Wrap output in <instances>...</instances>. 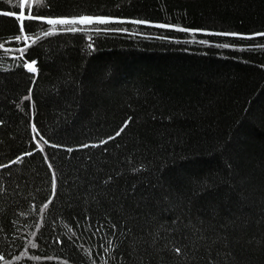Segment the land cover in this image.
Segmentation results:
<instances>
[{"label": "trees", "instance_id": "16d2710c", "mask_svg": "<svg viewBox=\"0 0 264 264\" xmlns=\"http://www.w3.org/2000/svg\"><path fill=\"white\" fill-rule=\"evenodd\" d=\"M18 3L0 0V264H264V0ZM79 16L112 22H46Z\"/></svg>", "mask_w": 264, "mask_h": 264}, {"label": "snow or ice", "instance_id": "6c2138e0", "mask_svg": "<svg viewBox=\"0 0 264 264\" xmlns=\"http://www.w3.org/2000/svg\"><path fill=\"white\" fill-rule=\"evenodd\" d=\"M9 2H11V0H9ZM38 2H43V0H38ZM28 3V0H19V3H18V7L21 8V9H24L26 4ZM3 15L5 16H11V15H14V13L12 12H3L2 13ZM40 17H37L35 14L33 15H29L28 16V19L29 20H33V19H38ZM17 19L20 20V23H21V28H20V31L23 32L25 31V28H24V24H23V20H24V13L21 12L18 16H17ZM48 24H51V25H68L70 27L67 28V31L69 32H76L78 29L77 27H75L76 25H81V24H84V25H88V24H108V23H111L112 21H110L108 18H105V17H100V16H79V17H73L71 19H68V18H60V19H48L46 21ZM134 23H139V24H144V23H147V21H134ZM158 27H161V28H164V27H169V25L167 24H160V25H157ZM178 31H196V30H190V29H185V28H177ZM51 33L50 32H45L44 35L47 36V35H50ZM207 35H217V36H233V37H240L242 39H250L252 37L250 36H244L242 34H239V33H235V32H215V33H212V32H209V33H205ZM254 35H261V36H264V33H256ZM15 39L17 41L21 40V37L19 35H17L15 37ZM201 43H207V41H201ZM221 47H229L228 44H223V45H220ZM0 47H2V45H0ZM24 51H26V49H22L21 52L23 53ZM23 67H25L27 69L28 72L30 73H36L37 72V67H36V61L35 60H32L30 63L29 62H26L22 65ZM25 99H31V96H26ZM124 127H127V122L125 123ZM124 130V128L122 127L119 131H117L116 133V136H119L121 134V132ZM32 131L34 133H36V136H33V141L34 142H37L36 141V137L39 135V132H38V129L36 128L35 124L32 125ZM115 137H109L108 139L111 140V139H114ZM108 141L107 140H103L101 141V144H104V143H107ZM45 143H47L45 141ZM53 147H62L60 145H53ZM81 147H88V145H81ZM40 152H43V148H38L36 149ZM67 151H72V149H68ZM25 156H33L34 155V151H27L24 153ZM45 161L47 162L48 160V157L47 155L45 154ZM23 159V157H17V160L16 161H13V163H16V162H19ZM0 167H7V165H0ZM48 167L50 170H52V191H53V195H55L56 193V188H57V175H56V172L55 170H53V165L51 163L48 164ZM49 203H52V201L50 200ZM45 208L48 207V205H44ZM102 227V226H101ZM113 228H115V225H113ZM99 231V229H97ZM32 247H36L35 244H32ZM175 251L177 253L180 252V249H175Z\"/></svg>", "mask_w": 264, "mask_h": 264}, {"label": "rangeland", "instance_id": "374dc122", "mask_svg": "<svg viewBox=\"0 0 264 264\" xmlns=\"http://www.w3.org/2000/svg\"><path fill=\"white\" fill-rule=\"evenodd\" d=\"M82 25H84V24H82ZM88 25H90V24H88Z\"/></svg>", "mask_w": 264, "mask_h": 264}]
</instances>
